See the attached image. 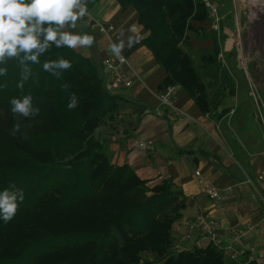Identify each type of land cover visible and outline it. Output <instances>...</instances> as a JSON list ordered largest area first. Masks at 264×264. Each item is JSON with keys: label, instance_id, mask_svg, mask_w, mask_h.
<instances>
[{"label": "trees", "instance_id": "1", "mask_svg": "<svg viewBox=\"0 0 264 264\" xmlns=\"http://www.w3.org/2000/svg\"><path fill=\"white\" fill-rule=\"evenodd\" d=\"M117 2L133 6L149 30L142 43L167 72L161 88L181 85L210 114L206 84L181 46L188 31L197 32L195 22L208 20L204 5L195 11L193 0ZM220 51L216 43L201 59L212 64ZM59 58L72 67L58 78L42 65ZM39 60L29 64L23 91L18 60H8L0 76V191L14 183L24 192L15 216L0 218V264H132L145 252L153 255L147 264H225L213 244L175 250L173 224L186 207L182 192L171 180L149 186L129 164L113 163L96 138L104 118L125 99L108 89L100 64L54 44ZM29 93L39 113L14 115L10 101ZM72 94L78 103L69 109ZM17 121L20 131L12 135Z\"/></svg>", "mask_w": 264, "mask_h": 264}, {"label": "crops", "instance_id": "2", "mask_svg": "<svg viewBox=\"0 0 264 264\" xmlns=\"http://www.w3.org/2000/svg\"><path fill=\"white\" fill-rule=\"evenodd\" d=\"M88 7L100 20L116 27L110 42L98 29L88 27L84 20L78 21L76 31L87 32L95 39L91 47L74 50L94 63L101 65L110 52V44L118 43L121 33L125 43L131 35L140 37L122 51L129 61L125 74L133 80V85L115 87L107 81L108 89L122 94L125 99L119 101L117 110L104 118L96 130V134L107 138L103 142L112 162L129 164L148 185L171 180L182 192L186 207L182 217L173 224L174 244L189 249L210 244L208 239L197 234H187L190 219L205 211L219 221L222 242L232 243L244 251L239 259L226 260L225 264H247V250L251 246L257 249L256 262L264 264V210L256 188L244 183L251 177L258 189L263 188L257 176L264 171V158L235 151L238 161L230 159L223 143L212 137L215 133L212 121L181 85H177L174 99L189 117L170 121L166 116L167 109L160 103V94L164 90L161 84L167 72L142 43L150 32L139 22L137 10L133 6L122 8L117 0H90ZM133 26L137 33L129 31ZM141 143H146L149 148L141 147ZM198 170L205 181L218 187L232 185V193L221 201L210 199L200 189ZM248 224L254 227L246 231ZM243 231L246 234L240 237Z\"/></svg>", "mask_w": 264, "mask_h": 264}, {"label": "rangeland", "instance_id": "3", "mask_svg": "<svg viewBox=\"0 0 264 264\" xmlns=\"http://www.w3.org/2000/svg\"><path fill=\"white\" fill-rule=\"evenodd\" d=\"M213 2L222 17L220 30H212L211 21L195 22L197 32L188 31L181 46L206 84L212 137L223 143L230 159L238 161L235 151L264 158V0ZM216 43L221 50L216 61H203L201 56L213 53ZM95 136L105 147L107 138L96 131Z\"/></svg>", "mask_w": 264, "mask_h": 264}, {"label": "clouds", "instance_id": "4", "mask_svg": "<svg viewBox=\"0 0 264 264\" xmlns=\"http://www.w3.org/2000/svg\"><path fill=\"white\" fill-rule=\"evenodd\" d=\"M90 0H0V76L7 74V62L18 60L21 68V80L17 87L23 91L24 82L31 75L29 64H39V57L54 44L57 48L71 49L91 47L94 36L87 32L76 31L78 21L89 15ZM137 33L133 26L130 30ZM118 43L110 44L111 53L123 59V49L131 47L139 40V35H131L127 43L122 38ZM43 70L59 78L60 73L69 70L72 63L64 58L47 60L42 65ZM78 98L72 94L68 108H74ZM14 115L32 117L39 113V108L33 105V96L29 93L10 101ZM20 123L13 126L12 135L20 131ZM27 139V137H25ZM24 201V192L16 185L10 184L0 191V218L10 221Z\"/></svg>", "mask_w": 264, "mask_h": 264}, {"label": "built area", "instance_id": "5", "mask_svg": "<svg viewBox=\"0 0 264 264\" xmlns=\"http://www.w3.org/2000/svg\"><path fill=\"white\" fill-rule=\"evenodd\" d=\"M195 3V11H197V5H204L207 13L209 15V21L212 30H220V25L222 17L220 16L219 10L213 0H193ZM89 8V7H88ZM85 24L93 29H98L102 34H104L110 42H112L113 34L116 30L115 25L110 23H105L100 20L89 8V15L84 19ZM123 59H119L114 56L111 51L101 61V70L102 74L106 80L111 85L115 87H131L133 85V80L130 79L125 74V68L128 65L129 61L126 53H121ZM177 85L172 84L164 88L163 92L160 94V103L167 109L166 116L170 121H177L185 117H189V114L186 110L181 109L175 101V92ZM208 115V114H207ZM141 147L149 148V145L141 143ZM196 175L200 178V189L205 193L210 199L214 201H221L224 197L230 193L233 189L232 185L225 187H218L217 185L207 182L202 178L201 171H196ZM257 180L263 183V188L258 189L256 187V182L253 178L247 177L244 183L254 186L257 191L258 199L264 210V171H262L258 176ZM258 182V183H259ZM254 225H249L247 230H250ZM246 231L240 233V237L245 236ZM187 234L188 236L197 234L199 237L208 239L210 244L215 245L226 257L228 260H237L243 254V250L235 247L232 243L224 244L220 237V223L219 221L211 216L208 212L200 211L192 219H190L187 225ZM175 250H185L186 247L181 246L180 244H175ZM248 262L256 261L257 259V249L255 246L249 247L247 250ZM149 253L143 254L140 257L139 261H136L132 264H147ZM147 257V258H145ZM151 259V258H150Z\"/></svg>", "mask_w": 264, "mask_h": 264}]
</instances>
